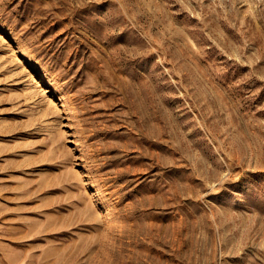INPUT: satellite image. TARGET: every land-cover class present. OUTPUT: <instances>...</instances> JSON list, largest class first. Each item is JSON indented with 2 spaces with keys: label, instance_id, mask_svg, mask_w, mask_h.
I'll list each match as a JSON object with an SVG mask.
<instances>
[{
  "label": "rangeland",
  "instance_id": "rangeland-1",
  "mask_svg": "<svg viewBox=\"0 0 264 264\" xmlns=\"http://www.w3.org/2000/svg\"><path fill=\"white\" fill-rule=\"evenodd\" d=\"M0 264H264V0H0Z\"/></svg>",
  "mask_w": 264,
  "mask_h": 264
}]
</instances>
